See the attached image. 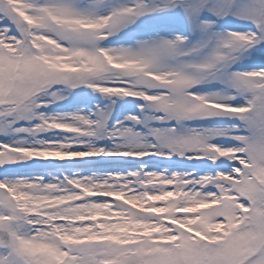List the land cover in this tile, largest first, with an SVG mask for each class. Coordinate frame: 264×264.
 <instances>
[{"label": "snow or ice", "instance_id": "snow-or-ice-1", "mask_svg": "<svg viewBox=\"0 0 264 264\" xmlns=\"http://www.w3.org/2000/svg\"><path fill=\"white\" fill-rule=\"evenodd\" d=\"M0 264H264V0H0Z\"/></svg>", "mask_w": 264, "mask_h": 264}]
</instances>
